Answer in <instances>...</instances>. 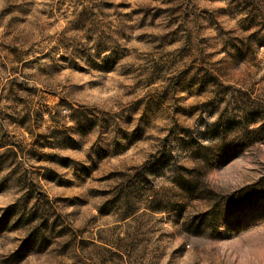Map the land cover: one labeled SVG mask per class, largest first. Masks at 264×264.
I'll return each instance as SVG.
<instances>
[{
    "label": "rangeland",
    "instance_id": "374dc122",
    "mask_svg": "<svg viewBox=\"0 0 264 264\" xmlns=\"http://www.w3.org/2000/svg\"><path fill=\"white\" fill-rule=\"evenodd\" d=\"M0 264H264V0H0Z\"/></svg>",
    "mask_w": 264,
    "mask_h": 264
}]
</instances>
